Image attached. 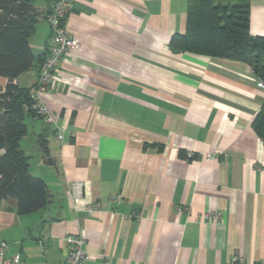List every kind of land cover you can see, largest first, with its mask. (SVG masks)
Segmentation results:
<instances>
[{"label": "crops", "instance_id": "0c3cea01", "mask_svg": "<svg viewBox=\"0 0 264 264\" xmlns=\"http://www.w3.org/2000/svg\"><path fill=\"white\" fill-rule=\"evenodd\" d=\"M52 2L33 0L36 59L16 79L25 89L51 40ZM250 2V32L264 37V0ZM187 10L188 0H76L65 26L80 47L43 95L53 122L27 117L20 141L52 202L27 215L15 199L3 202L7 256L63 264L66 237L80 234L88 264H264V142L251 125L264 91L244 63L170 51ZM7 82L0 76V87ZM75 182L84 185L78 203ZM207 212L222 217L200 222Z\"/></svg>", "mask_w": 264, "mask_h": 264}, {"label": "trees", "instance_id": "16d2710c", "mask_svg": "<svg viewBox=\"0 0 264 264\" xmlns=\"http://www.w3.org/2000/svg\"><path fill=\"white\" fill-rule=\"evenodd\" d=\"M250 14V0H188L186 31L171 38L169 49L244 63L264 82V37L251 34ZM36 21L33 0H0V76L8 81L0 87V208L15 199L19 215L41 211L52 202L45 181L30 173V157L20 146L28 132L26 118L38 116L30 89L16 83L36 59L30 46ZM251 125L264 142V103ZM39 145L45 162L53 165L45 136Z\"/></svg>", "mask_w": 264, "mask_h": 264}, {"label": "built area", "instance_id": "2783aa9c", "mask_svg": "<svg viewBox=\"0 0 264 264\" xmlns=\"http://www.w3.org/2000/svg\"><path fill=\"white\" fill-rule=\"evenodd\" d=\"M76 0H53L51 9L46 15L45 20L51 30V40L48 45L46 56L39 68L36 84L30 88L29 96L33 101V107L37 111L39 117H43L46 122H53L51 113L49 112L43 95L50 92L53 87L54 76L60 68L61 62L67 57H71L74 51L80 47V41L65 26L68 16L75 7ZM257 88L264 91V82H258ZM59 139L63 135L58 136ZM193 157L192 153L187 154V159ZM84 185L82 182L71 184V194L74 203H78L83 197ZM122 194H116L111 198L113 203L122 200ZM99 206L94 204L87 208L89 213L99 211ZM220 212H207L199 217L202 223H217L221 219ZM66 243L69 246L68 255L63 264H88L90 255L86 251V241L80 234H71L66 237ZM9 246L0 242V260L4 264H24L20 253L7 256ZM235 261H240V257H236ZM49 264V263H44Z\"/></svg>", "mask_w": 264, "mask_h": 264}, {"label": "water", "instance_id": "95a60500", "mask_svg": "<svg viewBox=\"0 0 264 264\" xmlns=\"http://www.w3.org/2000/svg\"><path fill=\"white\" fill-rule=\"evenodd\" d=\"M43 224H44V222L41 221L40 223H38V224L36 225V227H35L34 230H35L36 232H41L42 227H43Z\"/></svg>", "mask_w": 264, "mask_h": 264}]
</instances>
